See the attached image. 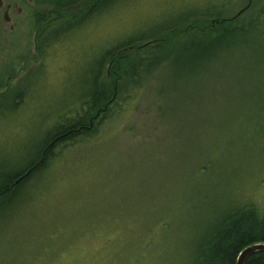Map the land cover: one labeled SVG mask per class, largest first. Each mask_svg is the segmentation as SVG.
Listing matches in <instances>:
<instances>
[{"label":"rangeland","instance_id":"374dc122","mask_svg":"<svg viewBox=\"0 0 264 264\" xmlns=\"http://www.w3.org/2000/svg\"><path fill=\"white\" fill-rule=\"evenodd\" d=\"M47 6H24L14 30L0 23V62L21 57L0 63L11 73L0 172L27 164L56 118L81 107L96 60L119 40L153 37L200 8L256 18L227 54L200 71L166 68L94 142L59 149L56 168L0 211V264H194L217 214L264 210V0H124L73 29L81 11L66 12L50 39L38 28Z\"/></svg>","mask_w":264,"mask_h":264},{"label":"trees","instance_id":"16d2710c","mask_svg":"<svg viewBox=\"0 0 264 264\" xmlns=\"http://www.w3.org/2000/svg\"><path fill=\"white\" fill-rule=\"evenodd\" d=\"M123 1L39 0L47 7L51 5L52 9L49 14H38V28L42 36L47 33V39H50L61 32L58 29L48 32V28L54 26V21L63 19L66 12L81 11L74 18L77 19L74 23H68V28L73 29L90 22L98 13L107 12L114 4L120 7ZM248 10L236 18L222 19L221 12L200 8L192 15L158 30L153 37L121 39L104 51L96 60L93 84L81 107L72 114L64 113L56 118L27 164L14 173L0 172V211L24 200L28 186L41 178L45 171L56 168L54 161L59 149H71L78 141L92 143L99 138L104 131L99 130L100 127L113 121L121 112L122 103L131 99L130 96L145 83L148 84L152 77L170 67L189 70L196 66L200 71L211 58L227 54L234 46V37L251 34L255 15L240 21ZM208 20H212L211 23ZM195 30L198 32L194 33ZM192 36L197 37L190 39ZM261 36L264 33L261 32ZM184 37L189 39L184 40ZM109 63L111 70L107 73L105 70ZM175 77L180 75L176 73ZM0 165L4 166V161L0 160ZM205 170V167L202 168L200 173L204 174ZM244 206L232 215L227 213L218 218L222 212L217 214L216 221L210 224L212 229L197 251L194 264H237L239 254L245 248L264 243V210L252 204ZM244 264H264V251L251 254Z\"/></svg>","mask_w":264,"mask_h":264},{"label":"flooded vegetation","instance_id":"af4514ba","mask_svg":"<svg viewBox=\"0 0 264 264\" xmlns=\"http://www.w3.org/2000/svg\"><path fill=\"white\" fill-rule=\"evenodd\" d=\"M38 1L39 0H0V23H6L7 25H9L11 30H14L16 28V22L18 18H21L23 14L25 13L26 8L24 6L28 5L30 9L32 10L33 7L38 4ZM35 15H37V13H35ZM36 54H38V52H36ZM18 58L19 60L21 59L20 56L15 55V59L13 61H10L9 57L7 58L6 56H2L0 63L2 65H6L8 64L7 61L9 60L10 65L14 64L13 65V69H14V67L19 62ZM10 76H11V73L4 74L2 72V68L0 67V88L2 86H4L5 88L9 86L8 83H6V80Z\"/></svg>","mask_w":264,"mask_h":264},{"label":"water","instance_id":"95a60500","mask_svg":"<svg viewBox=\"0 0 264 264\" xmlns=\"http://www.w3.org/2000/svg\"><path fill=\"white\" fill-rule=\"evenodd\" d=\"M244 10L245 9L241 10L237 15L234 16V18H236V16L241 15ZM260 251H264V243H256L248 246L239 254L237 264H244L248 256Z\"/></svg>","mask_w":264,"mask_h":264},{"label":"bare ground","instance_id":"6f19581e","mask_svg":"<svg viewBox=\"0 0 264 264\" xmlns=\"http://www.w3.org/2000/svg\"><path fill=\"white\" fill-rule=\"evenodd\" d=\"M4 163H5V162H4ZM4 165H5V164H4ZM10 166H11V165H10ZM22 166H23V165H22ZM22 166H19V167L16 166L15 168L11 166V168L9 169L8 172H9V173H11V172H12V173L17 172Z\"/></svg>","mask_w":264,"mask_h":264}]
</instances>
